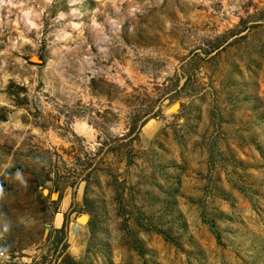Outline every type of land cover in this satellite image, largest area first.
Instances as JSON below:
<instances>
[{"label":"rangeland","instance_id":"374dc122","mask_svg":"<svg viewBox=\"0 0 264 264\" xmlns=\"http://www.w3.org/2000/svg\"><path fill=\"white\" fill-rule=\"evenodd\" d=\"M0 190L15 264H264V0H0Z\"/></svg>","mask_w":264,"mask_h":264},{"label":"built area","instance_id":"2783aa9c","mask_svg":"<svg viewBox=\"0 0 264 264\" xmlns=\"http://www.w3.org/2000/svg\"><path fill=\"white\" fill-rule=\"evenodd\" d=\"M14 258L3 250L0 244V264H15Z\"/></svg>","mask_w":264,"mask_h":264},{"label":"clouds","instance_id":"9594fccd","mask_svg":"<svg viewBox=\"0 0 264 264\" xmlns=\"http://www.w3.org/2000/svg\"><path fill=\"white\" fill-rule=\"evenodd\" d=\"M16 175H17V178L20 179V173H17ZM0 191H2V190H0Z\"/></svg>","mask_w":264,"mask_h":264}]
</instances>
